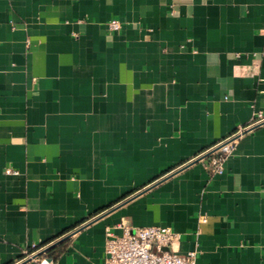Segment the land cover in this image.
Wrapping results in <instances>:
<instances>
[{"label":"crops","instance_id":"0c3cea01","mask_svg":"<svg viewBox=\"0 0 264 264\" xmlns=\"http://www.w3.org/2000/svg\"><path fill=\"white\" fill-rule=\"evenodd\" d=\"M255 110L264 0H0V264L70 232L51 264H103L121 222L169 225L196 264H264V122L221 173L189 162Z\"/></svg>","mask_w":264,"mask_h":264},{"label":"built area","instance_id":"2783aa9c","mask_svg":"<svg viewBox=\"0 0 264 264\" xmlns=\"http://www.w3.org/2000/svg\"><path fill=\"white\" fill-rule=\"evenodd\" d=\"M121 26V20L111 17L107 21L109 30H117ZM262 57L253 55L245 67L239 69L240 75H256L260 71ZM264 122V114L261 110H255L251 120L246 124H241L234 131L208 147L189 162L203 160L208 157V166L215 173L224 170V162L227 156L233 151L242 135L257 125ZM5 172L16 173L17 170L6 167ZM201 221H205L204 215L200 216ZM115 227L121 228L117 232L113 227H105V259L103 264H196L195 249L184 253L173 248L172 244L178 237V233L173 231L166 224H149L130 228L126 223H118ZM66 236L67 237L69 234ZM60 237L59 239L63 238ZM59 239L48 243L39 244L32 242L23 250V257L15 264L35 259L42 263L48 257L47 251L58 242ZM49 258L46 264H51Z\"/></svg>","mask_w":264,"mask_h":264},{"label":"water","instance_id":"95a60500","mask_svg":"<svg viewBox=\"0 0 264 264\" xmlns=\"http://www.w3.org/2000/svg\"><path fill=\"white\" fill-rule=\"evenodd\" d=\"M64 238H65V237L59 239L58 242L61 241V240L64 239ZM49 258H50V257H46V258L42 261V264H46L47 261L49 260Z\"/></svg>","mask_w":264,"mask_h":264}]
</instances>
